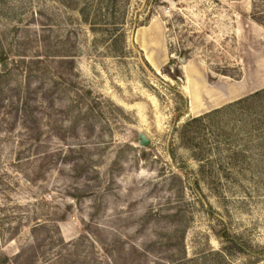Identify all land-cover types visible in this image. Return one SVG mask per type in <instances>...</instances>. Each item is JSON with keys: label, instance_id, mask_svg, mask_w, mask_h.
Here are the masks:
<instances>
[{"label": "rangeland", "instance_id": "rangeland-1", "mask_svg": "<svg viewBox=\"0 0 264 264\" xmlns=\"http://www.w3.org/2000/svg\"><path fill=\"white\" fill-rule=\"evenodd\" d=\"M111 1L0 0V264H264V0Z\"/></svg>", "mask_w": 264, "mask_h": 264}, {"label": "bare ground", "instance_id": "bare-ground-1", "mask_svg": "<svg viewBox=\"0 0 264 264\" xmlns=\"http://www.w3.org/2000/svg\"><path fill=\"white\" fill-rule=\"evenodd\" d=\"M155 25H154V23H151L148 27H146L145 29H144V33H143V35H144V42L146 41V42H149V43H152V42H157V39H156V34H155ZM147 57L149 58V60L153 63V64H155V62H154V59H153V56H152V54H151V52L150 51H147ZM190 83V82H189ZM189 86V85H188ZM190 92V91H189ZM226 95V94H225ZM193 98H195V95H193L192 94V99Z\"/></svg>", "mask_w": 264, "mask_h": 264}, {"label": "trees", "instance_id": "trees-1", "mask_svg": "<svg viewBox=\"0 0 264 264\" xmlns=\"http://www.w3.org/2000/svg\"><path fill=\"white\" fill-rule=\"evenodd\" d=\"M109 2H112V1L111 0H106V6L109 5ZM263 96H264V88L251 93L250 95L245 97L244 100H249V99H256L257 100V99L263 98Z\"/></svg>", "mask_w": 264, "mask_h": 264}, {"label": "water", "instance_id": "water-1", "mask_svg": "<svg viewBox=\"0 0 264 264\" xmlns=\"http://www.w3.org/2000/svg\"><path fill=\"white\" fill-rule=\"evenodd\" d=\"M181 61H183V59H181ZM138 139H139V144L142 146H145L149 143L148 138L144 134H139Z\"/></svg>", "mask_w": 264, "mask_h": 264}]
</instances>
